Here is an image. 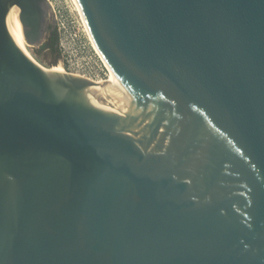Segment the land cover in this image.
Instances as JSON below:
<instances>
[{
	"label": "water",
	"instance_id": "1",
	"mask_svg": "<svg viewBox=\"0 0 264 264\" xmlns=\"http://www.w3.org/2000/svg\"><path fill=\"white\" fill-rule=\"evenodd\" d=\"M76 2L120 89L0 0V264H264V0Z\"/></svg>",
	"mask_w": 264,
	"mask_h": 264
},
{
	"label": "built area",
	"instance_id": "2",
	"mask_svg": "<svg viewBox=\"0 0 264 264\" xmlns=\"http://www.w3.org/2000/svg\"><path fill=\"white\" fill-rule=\"evenodd\" d=\"M54 15L59 58L64 73L96 83L107 81L111 71L94 46L72 0H48Z\"/></svg>",
	"mask_w": 264,
	"mask_h": 264
},
{
	"label": "bare ground",
	"instance_id": "3",
	"mask_svg": "<svg viewBox=\"0 0 264 264\" xmlns=\"http://www.w3.org/2000/svg\"><path fill=\"white\" fill-rule=\"evenodd\" d=\"M72 2H73L76 10L78 11V13H79L80 17L82 18V21H83V23L85 25V22H84L82 13H81V11L79 9V6H78L76 0H72ZM13 18H14V20H13ZM7 25H8V30L10 32V35H11L12 39L14 40V42L16 43V45L23 52L26 53L25 42H24V39H23V36H22L21 27H20V24L18 22L17 14L16 13H13V12L10 13V15L8 17V20H7ZM85 27H86V25H85ZM86 30H87V27H86ZM87 32H88V30H87ZM88 35L90 36L89 32H88ZM90 38H91V36H90ZM57 69H58V72H62V69L60 67L57 66ZM106 82L108 83L107 87H110L112 85H113V87L115 89H120L122 87L120 85L119 81L117 80V78L112 73H111L110 78Z\"/></svg>",
	"mask_w": 264,
	"mask_h": 264
},
{
	"label": "rangeland",
	"instance_id": "4",
	"mask_svg": "<svg viewBox=\"0 0 264 264\" xmlns=\"http://www.w3.org/2000/svg\"><path fill=\"white\" fill-rule=\"evenodd\" d=\"M13 20H14V18H13ZM25 49H26V53L25 52L24 53L30 59H32L35 63H37L38 65H40L41 67H43L45 69H51L52 71L58 72L57 62L54 63L52 57H50L49 55H47L45 53L37 55V54H35L33 48L27 46L26 44H25Z\"/></svg>",
	"mask_w": 264,
	"mask_h": 264
},
{
	"label": "flooded vegetation",
	"instance_id": "5",
	"mask_svg": "<svg viewBox=\"0 0 264 264\" xmlns=\"http://www.w3.org/2000/svg\"><path fill=\"white\" fill-rule=\"evenodd\" d=\"M57 35V31H56V23L52 24L50 23L47 27H46V30H45V34H44V37H43V41L42 43L38 46V47H35L33 48V50H38L42 45L44 44H47L49 46H51L52 48H55L57 47V50H58V39H57V45L55 44V39H54V35ZM47 55H49L50 57H52V59H54V55L49 51L47 52L46 50L43 52Z\"/></svg>",
	"mask_w": 264,
	"mask_h": 264
},
{
	"label": "trees",
	"instance_id": "6",
	"mask_svg": "<svg viewBox=\"0 0 264 264\" xmlns=\"http://www.w3.org/2000/svg\"><path fill=\"white\" fill-rule=\"evenodd\" d=\"M54 39H55V44L57 45V35L55 33L54 35ZM47 51V52H51L53 55H54V59H53V62L56 63L58 61V58H59V54H58V50H57V47L55 48H52L51 46L47 45V44H44L42 45L38 50H35V54L37 55H40L42 54L44 51Z\"/></svg>",
	"mask_w": 264,
	"mask_h": 264
}]
</instances>
